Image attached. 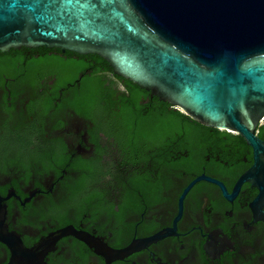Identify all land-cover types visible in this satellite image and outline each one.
Segmentation results:
<instances>
[{
    "label": "flooded vegetation",
    "instance_id": "flooded-vegetation-1",
    "mask_svg": "<svg viewBox=\"0 0 264 264\" xmlns=\"http://www.w3.org/2000/svg\"><path fill=\"white\" fill-rule=\"evenodd\" d=\"M16 51L18 71L0 67V264H264V196L239 182L254 162L240 135L192 157L172 137L132 142L72 103L90 66L67 79Z\"/></svg>",
    "mask_w": 264,
    "mask_h": 264
},
{
    "label": "water",
    "instance_id": "water-1",
    "mask_svg": "<svg viewBox=\"0 0 264 264\" xmlns=\"http://www.w3.org/2000/svg\"><path fill=\"white\" fill-rule=\"evenodd\" d=\"M22 47L97 54L188 118L240 135L254 162L239 182L264 196V0H0V52Z\"/></svg>",
    "mask_w": 264,
    "mask_h": 264
},
{
    "label": "trees",
    "instance_id": "trees-1",
    "mask_svg": "<svg viewBox=\"0 0 264 264\" xmlns=\"http://www.w3.org/2000/svg\"><path fill=\"white\" fill-rule=\"evenodd\" d=\"M25 50L40 51L41 55L30 58L26 68L28 70L52 69L64 74L67 79L77 76L88 66L92 70L86 73L73 104L82 114H94L98 121L112 119L117 122L133 142L139 136L162 135L159 144L165 147L171 138L175 139L180 152L187 151L189 156L207 150L217 142V136L223 135L225 130H219L200 124L169 103L160 100L156 95L139 87L128 79L113 75L108 62L97 54H78L59 48H26ZM19 50V49H18ZM52 52V53H49ZM23 53L11 49L10 53L0 52V67H8L13 72L18 71ZM106 74V75H104ZM122 85L124 88L118 99L112 97V85ZM146 99V102L142 100ZM93 167L92 163L83 165Z\"/></svg>",
    "mask_w": 264,
    "mask_h": 264
},
{
    "label": "rangeland",
    "instance_id": "rangeland-1",
    "mask_svg": "<svg viewBox=\"0 0 264 264\" xmlns=\"http://www.w3.org/2000/svg\"><path fill=\"white\" fill-rule=\"evenodd\" d=\"M177 109H179L180 111H182L180 108H177ZM263 122H264V119H263ZM71 124H72L73 128H75L74 126H75L76 123L75 122H72Z\"/></svg>",
    "mask_w": 264,
    "mask_h": 264
}]
</instances>
